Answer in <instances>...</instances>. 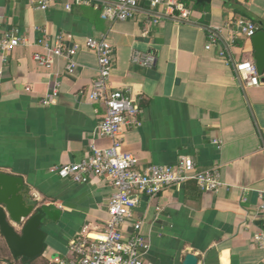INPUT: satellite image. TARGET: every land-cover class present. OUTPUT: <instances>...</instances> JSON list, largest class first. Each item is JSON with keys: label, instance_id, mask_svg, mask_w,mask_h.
<instances>
[{"label": "crops", "instance_id": "crops-1", "mask_svg": "<svg viewBox=\"0 0 264 264\" xmlns=\"http://www.w3.org/2000/svg\"><path fill=\"white\" fill-rule=\"evenodd\" d=\"M179 1L191 10L189 19L147 0H139L135 17L116 21L103 19L99 5L75 0H57L47 10L27 0H0V35L17 28L28 41L0 61V170L24 177L46 233L44 252L32 259L13 256L1 242L0 264H56V257L68 255L72 238L100 230L108 218L114 190L108 178L78 183L56 171L80 161L92 144H113L98 134L106 105L87 98L98 76L95 52L81 48L75 75L66 72L62 57L50 66L34 59L44 52L38 40L60 32L82 44L105 36L113 47L110 86L140 107L141 125L122 131L123 151L142 165L190 156L198 167H219L225 182L218 192L190 180L140 197L133 219L144 218L151 245L145 264H184L188 253L199 264H264V246L254 241L264 230V81L244 88L235 68L254 61L252 40L239 36L235 22L244 18L264 30V0ZM213 30L218 40L207 48ZM134 50L153 52L155 65L133 63ZM54 88L55 102L43 104Z\"/></svg>", "mask_w": 264, "mask_h": 264}, {"label": "built area", "instance_id": "built-area-1", "mask_svg": "<svg viewBox=\"0 0 264 264\" xmlns=\"http://www.w3.org/2000/svg\"><path fill=\"white\" fill-rule=\"evenodd\" d=\"M57 0H27L29 6L47 10ZM154 9L162 8L166 14L181 19H189L191 10L179 0H147ZM77 4H97L101 17L106 20H126L135 17L139 0H75ZM2 14L0 13V19ZM159 22V17L153 20ZM239 36L251 39L259 30L252 21L240 18L236 22ZM220 31V30H219ZM147 27L144 35L148 34ZM218 30L209 33L210 48L218 40ZM28 41L17 28L0 35V61L7 62L11 52ZM38 44L44 52H36L34 59L50 66L54 58L66 60V72L75 75L78 69L76 55L82 47L95 52L98 58V76L87 92V98L106 105V113L98 125V134L112 138L108 148L91 145L84 158L77 162L65 163L56 168L63 179L78 183H87L96 178H108L114 188L108 201V218L100 230L83 231L72 238L68 246V255L56 257V264H145V256L150 242L143 233L144 218L133 219L134 211L142 195L155 197L168 187H180L194 180L203 191L218 192L225 182L219 167H198L190 156H182L175 164L147 163L142 165L140 158L121 149V134L125 128L141 125L140 107L122 89L112 88L110 78L115 62V51L105 36L87 37L84 43L72 39L64 32L54 39L41 37ZM131 61L143 67H153L156 55L153 52L142 53L134 50ZM236 72L244 88L262 83L255 62L241 60L235 63ZM58 96L54 88L42 100L43 104H52ZM264 207V206H263ZM132 219L130 228L127 222ZM254 241L264 246V230L254 234Z\"/></svg>", "mask_w": 264, "mask_h": 264}, {"label": "water", "instance_id": "water-1", "mask_svg": "<svg viewBox=\"0 0 264 264\" xmlns=\"http://www.w3.org/2000/svg\"><path fill=\"white\" fill-rule=\"evenodd\" d=\"M251 40L255 66L264 81V30H258ZM43 216L31 201L24 177L0 170V243L5 242L13 256L32 259L44 252ZM184 264H199V258L188 253Z\"/></svg>", "mask_w": 264, "mask_h": 264}]
</instances>
